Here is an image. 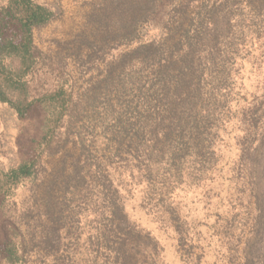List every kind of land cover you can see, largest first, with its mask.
<instances>
[{"label": "rangeland", "instance_id": "1", "mask_svg": "<svg viewBox=\"0 0 264 264\" xmlns=\"http://www.w3.org/2000/svg\"><path fill=\"white\" fill-rule=\"evenodd\" d=\"M39 2L58 14L33 31L32 107L0 101V171L43 153L0 197V264H264V0Z\"/></svg>", "mask_w": 264, "mask_h": 264}, {"label": "trees", "instance_id": "2", "mask_svg": "<svg viewBox=\"0 0 264 264\" xmlns=\"http://www.w3.org/2000/svg\"><path fill=\"white\" fill-rule=\"evenodd\" d=\"M39 1L7 0L5 5H0V101L10 105L21 118L32 107V104L26 101L29 88L24 78L26 71L35 61L33 31L46 26L58 14L57 9L45 6ZM10 59L20 61L19 71L7 65L6 62ZM70 98V92L60 87L40 101L45 113L41 146H45L48 153H57L67 143L64 139L57 144V146L60 144L59 147H52L59 123L69 110ZM42 153L39 152L36 159L24 162L8 172L0 171V197L11 195L15 187L33 176L35 165L39 160L38 156ZM118 209L120 208L115 204L113 214H116ZM147 237L150 238L148 235ZM6 253L8 262L17 261V251L14 246L8 245Z\"/></svg>", "mask_w": 264, "mask_h": 264}]
</instances>
